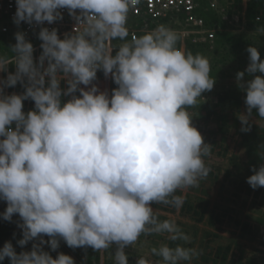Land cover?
<instances>
[{"label":"clouds","instance_id":"9594fccd","mask_svg":"<svg viewBox=\"0 0 264 264\" xmlns=\"http://www.w3.org/2000/svg\"><path fill=\"white\" fill-rule=\"evenodd\" d=\"M137 3L15 0L13 23L41 26L42 51L34 58V46L21 30L11 46L14 72L8 71L9 58L0 55V72H7L0 79V200L7 203L0 216L12 221L18 214L17 245L33 243L30 251L17 253L6 241L0 262L75 264L71 255L53 258L43 249L48 244L56 251L60 239L73 249L115 245V264H130L125 249L143 234L190 241L175 218L160 220L153 204L179 209L185 197L177 191L207 177L210 145L188 109L216 81L207 57L180 48L178 32L165 24L129 40L128 14ZM61 9L77 22L63 38L58 29L42 26L62 20ZM115 40L122 43L114 47ZM246 51L249 63L236 74L245 92L246 110L238 118L242 132L250 130L253 111L264 119V59L256 46ZM98 70L117 85L111 95L94 83ZM18 83L23 93L5 92ZM29 99L34 108L25 112ZM251 171L247 183L264 187V164ZM151 253L161 264H189L199 255L195 247L167 243ZM135 264L151 262L140 257Z\"/></svg>","mask_w":264,"mask_h":264},{"label":"rangeland","instance_id":"374dc122","mask_svg":"<svg viewBox=\"0 0 264 264\" xmlns=\"http://www.w3.org/2000/svg\"><path fill=\"white\" fill-rule=\"evenodd\" d=\"M210 7V15H217L221 22V25L216 29H208L212 34L213 38H209L207 43L201 45L200 43H195V38L191 35H181L185 31L181 28H172L176 30L180 36L179 43L182 41L180 48L185 51H190L193 54H202L207 57L210 62V76L216 74L220 71L221 74L215 79L214 87L211 91H207L202 94L197 104L189 108V112L192 115L193 125L202 133L203 127L199 124L203 123L205 130L209 129L213 125V120H205L202 115L206 112H211L214 104L216 103V95L224 89H230L232 97L236 94L238 99L235 106L231 108V103L225 108L224 113L214 117L216 120L222 122L223 130L217 129L214 131V137L218 139V146H212V142L205 138L204 142L210 145V151L208 155L205 156V162L209 168V172L212 176H208L200 180L199 185L196 187H191L183 191L178 190L177 195H183L185 199H189L190 202L195 205L204 204V202H209L208 214L211 213V209L215 205H220L222 209L228 208L234 210L232 213L226 217H222L223 222L218 225L211 227L204 221L203 223H196L190 218L182 217L179 209L173 212L172 207H168L165 204H153V208L158 216L166 218H175L177 224L190 237V241L185 243L183 241H170L167 239V234H143L139 240L132 246L125 249L126 253L129 255L130 264H135L136 260L140 257H147L151 262L155 264H161V258L154 256L151 253L153 247L158 248L161 244L167 243L171 247H175L177 244H183L186 247H195L199 255L195 257L189 264H212L210 260H216L217 264H229L233 259H236L238 264H242L251 256L259 258V260H264V187H259L253 189L247 183V177L252 175L251 169L253 167L258 168L260 166L262 158L264 164V148L259 147L260 144L264 143V119L258 117L255 111H253L250 117V130L247 132L241 131V122L238 119L240 113L246 110L244 103L245 92L243 89L238 87L236 74L237 70L244 71L249 63L246 49L249 45L256 46L260 52L261 59H264V28L261 30H250L246 27V12L247 6L242 5L239 15L236 14L235 10L231 14H228L231 3H227V0H208ZM245 2V0H243ZM227 5V7L225 6ZM205 9L206 7L203 6ZM224 10L223 15H219L217 12ZM235 16L239 17L236 21ZM228 32L234 36H241L247 41L242 48L233 46L229 42L223 43L221 38L216 32ZM34 46V58H38L42 49L40 48L41 40L28 39ZM233 40V38H231ZM15 44V38L5 39L0 38V55H6L9 58L10 64L8 65V71L14 72V53L11 51V46ZM193 45V48H187V45ZM117 44L116 46H118ZM116 47L115 45H113ZM226 70V74H225ZM102 70H98L100 73ZM231 75L229 77L228 75ZM259 74V73H257ZM7 76V72H0V79H4ZM250 77L245 75V80ZM100 80V78H99ZM98 80V81H99ZM105 85L104 87H98L101 91L107 90L110 95V87L112 84V77L103 76ZM97 82V81H95ZM94 82V83H95ZM99 82V83H100ZM61 86L65 87V83L62 81ZM98 86V84H97ZM23 86L18 83L14 87H9L5 89L7 94L13 92L17 94L23 93ZM234 94V95H233ZM65 99H68L67 97ZM23 111L28 112L34 108L32 101L25 100ZM231 105V106H230ZM224 123V124H223ZM219 126V125H217ZM224 137L223 141L219 138ZM209 140L210 142H206ZM227 151L226 156L219 157L220 152ZM218 158V159H217ZM237 164V166H236ZM231 172L232 176L227 177V173ZM224 190L221 191V187ZM244 186V188H242ZM247 190H249V195H247ZM234 193H239L240 197H236ZM223 212L221 209L217 211L218 214ZM237 222L240 224L237 225ZM248 223L252 225L253 232L255 236L249 238L248 236L242 234L239 226ZM257 229V230H256ZM22 238V230L19 228L14 235L7 241H11L16 244L18 239ZM44 239H49L45 236ZM6 242V241H5ZM4 242V243H5ZM38 242V241H37ZM4 243L0 246L3 247ZM32 244L33 241H30ZM46 245H43V249H46ZM230 247L231 250L228 252L227 258H225V263L220 256L218 259L215 257L216 251ZM88 247L82 248H70L66 245L63 239H60L59 252L71 255L75 264H105V261L115 264L114 262V252L115 245L109 249L99 250L101 259L100 262L96 263L94 260L86 255ZM211 252V253H210ZM223 253H221L222 255ZM236 255V258H235ZM91 256V255H90ZM92 257L94 254L92 253ZM203 258H207L209 262H205ZM264 264V261L260 262ZM0 264H10L9 259L6 258Z\"/></svg>","mask_w":264,"mask_h":264},{"label":"trees","instance_id":"16d2710c","mask_svg":"<svg viewBox=\"0 0 264 264\" xmlns=\"http://www.w3.org/2000/svg\"><path fill=\"white\" fill-rule=\"evenodd\" d=\"M227 3H231V8L228 12V14H231L233 10H235L236 14L240 13V9H242V5L244 6V2L243 0H227ZM209 1L208 0H199V5H200V13L203 14L204 12V7L206 8L208 7ZM227 7V5H225ZM205 14V13H204ZM206 29H216L217 27L221 25V22L219 19V17L217 15H212V16H206ZM219 18V19H218ZM246 27L249 28L250 30H261L264 28V0H249L248 4H247V12H246ZM160 24H165L171 28H178V25H176L174 23V21L171 22H166L165 20H161L158 23L155 24H149L148 27L150 28V30L154 29L155 26ZM218 33V36L221 38L223 43H227L229 42L231 44V46L234 47V49L236 47H240L242 48L244 46V44L247 43L246 40H244V38L241 36L237 37L231 34H227L225 31L224 32H216ZM142 35V34H141ZM0 38H5V39H13L12 36L9 35H0ZM231 38H233V40H231ZM129 39V37H128ZM112 45H117L122 43L119 40H115L111 42ZM182 45V41L181 43L178 44L179 47H181ZM193 48V45L191 46V44L187 45V48ZM241 70H237V72H240ZM226 70H225V74H226ZM219 74H221L220 71L216 72L215 75H213V77L211 78H216L217 76H219ZM228 75V74H227ZM103 71H101L100 73H98L97 75V82H95V84H98V87H104L105 83L104 81L100 82L101 80H103ZM229 77H231V75H228ZM100 78V80H99ZM99 80V81H98ZM100 82V83H99ZM84 87V86H81ZM117 85L114 83L113 79H112V84L110 87V95H111V91L112 89L116 88ZM232 91L230 89H224L221 92H219L216 97V103L214 104V107L212 108L211 112L209 113H205L202 115V118H204L205 120L209 121L210 119L213 120V125L209 127V129L205 130V126L203 123L199 124L200 127H203L202 129V133L201 135H204L205 138L209 137L208 139L212 142V146L217 147L218 146V139H216L214 137V131L217 129H222L223 130V126H222V122L220 120H216L214 117L221 115L222 113H224V110L226 107L229 106V103H231V108L236 104V101L238 99L237 95L233 94L235 97H232ZM79 94V93H77ZM32 103L34 104V102L32 101ZM224 124V123H223ZM219 125V126H217ZM209 140H205L206 142H210ZM220 141L224 140V137L219 138ZM219 157L221 156H226L227 155V151L225 150L224 152H220ZM264 156V155H263ZM218 159V158H217ZM263 162V158L261 163ZM259 163V164H261ZM237 166V164H236ZM227 177H231L232 174L231 172H228ZM208 176H212V174L209 172ZM242 188H244V186H242ZM224 190V187H221V191ZM247 195H249V190H247ZM236 197H240L239 193H234ZM168 207H172L171 205H166ZM208 206H209V202H204V204H199V205H195L194 203L190 202L189 199H185V202L183 204V206L181 208H179L180 214L182 215V217L185 218H190L192 220H194L196 223H203L204 221L206 222L207 218V224H209L211 227H214L216 225H218L219 223L223 222L222 217H230L229 215L232 213H235L234 210L228 209V208H224L222 209L220 207V205H215L212 209H211V213L208 214ZM7 207V203L3 200H0V214H2L5 209ZM173 212H175L176 208L172 207ZM221 209L223 212H221L220 214L217 213V211ZM160 220H164V219H168L166 217H162V216H158ZM19 221V216L18 214H14L12 221H5L2 216H0V246L7 241L8 239H10L14 233L16 232L17 229H19V227L17 226V222ZM240 223L237 222V225H239ZM241 229L242 234L248 236L249 238H253L255 236L254 232H253V227L252 225L245 223L242 226H239ZM257 230V229H256ZM46 241L48 239H45ZM14 247L16 248L17 253L21 252V251H30L32 244L29 242L26 246H24L23 248H21L20 246L16 244H14ZM45 251H49L50 254L53 256V258H55L57 256V253H59V250L57 249L56 251H51L50 246L47 244L46 245V249H44ZM231 250L230 247H227L225 249V252L222 251V249H219L216 251V255L215 257H217V259L221 256L223 259V263H225V258H227L228 252ZM87 256L90 258V260H94L96 263L100 262L101 259V255H100V251H95L93 250L91 247H88L87 249ZM92 253L94 254V257H92ZM211 253V252H210ZM221 253H223L221 255ZM91 255V256H90ZM236 258V255H235ZM203 260H205V262H209V260L207 258H203ZM212 264H217L216 260H210ZM264 261L263 259L259 260V258L255 257V256H251L250 258H248L245 262H243L242 264H260L259 263ZM151 262V261H150ZM105 264H111L108 261H105ZM151 264H155L154 262H151ZM229 264H238V262L236 261V259H233L231 263Z\"/></svg>","mask_w":264,"mask_h":264},{"label":"built area","instance_id":"2783aa9c","mask_svg":"<svg viewBox=\"0 0 264 264\" xmlns=\"http://www.w3.org/2000/svg\"><path fill=\"white\" fill-rule=\"evenodd\" d=\"M248 2L249 0H245L244 5L247 6ZM15 11V0H0V35H9L14 38L15 32L22 30L26 32L27 39L40 40L38 32L41 26L21 23L18 27L13 23ZM60 11L63 13L62 20L50 25L45 22L42 26L48 27L50 30L58 29V34L63 38L65 33H73L77 22L69 16L67 9ZM209 11L210 7L204 9L203 14L200 13L199 0H138V3L128 14L129 40L149 31V24L165 20L166 22L174 21L178 28L184 30L185 32L181 33L183 37L186 34L191 35L195 38V43L204 45L209 38H213V34L205 26L206 16L210 15ZM217 13L223 15L225 12L222 10ZM234 19L238 21L239 17L235 16Z\"/></svg>","mask_w":264,"mask_h":264}]
</instances>
